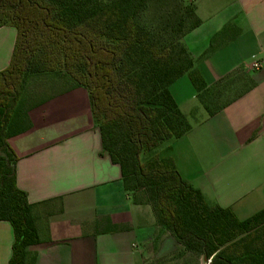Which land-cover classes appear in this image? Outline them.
Here are the masks:
<instances>
[{
	"label": "crops",
	"instance_id": "1",
	"mask_svg": "<svg viewBox=\"0 0 264 264\" xmlns=\"http://www.w3.org/2000/svg\"><path fill=\"white\" fill-rule=\"evenodd\" d=\"M193 3L202 22L183 42L205 86L198 91L187 73L170 89L186 118L184 107L197 109L202 121L176 138L181 151L174 158L182 174L192 157L209 165L213 154L203 173L221 189L217 205L232 207L241 219L264 207V0ZM16 38L14 26L0 27V72L11 62ZM205 92L210 97L202 99ZM27 114L30 126L9 140L40 239L28 247L27 264H206L207 256L185 250L158 224L144 196L138 201L126 189L121 166L103 148L85 87L43 99ZM14 240L12 224L0 220V264H10Z\"/></svg>",
	"mask_w": 264,
	"mask_h": 264
},
{
	"label": "trees",
	"instance_id": "2",
	"mask_svg": "<svg viewBox=\"0 0 264 264\" xmlns=\"http://www.w3.org/2000/svg\"><path fill=\"white\" fill-rule=\"evenodd\" d=\"M149 1L0 0V27L17 29L11 62L0 72V220L14 228L10 264H27L28 247L40 240L9 142L30 126L26 113L24 127L9 130L36 67L63 71L73 83L63 92L89 91L103 148L121 166L126 189L138 201L145 197L158 224L185 250L212 258L211 264H264V208L240 219L232 207L210 206L173 156L142 161L144 153L191 128L172 83L188 73L198 91L205 86L183 42L202 22L194 3L180 25L154 32L141 21Z\"/></svg>",
	"mask_w": 264,
	"mask_h": 264
},
{
	"label": "rangeland",
	"instance_id": "3",
	"mask_svg": "<svg viewBox=\"0 0 264 264\" xmlns=\"http://www.w3.org/2000/svg\"><path fill=\"white\" fill-rule=\"evenodd\" d=\"M105 2H108L109 0H103ZM187 3V5H185ZM193 0H150L148 4V8L141 16V21L149 27L152 31L157 32L160 29H163L167 26V23L170 25H180L182 23L183 18L186 16V8L190 7L192 8ZM192 19V17H190ZM169 30L171 31L172 28L169 27ZM175 32V31H174ZM176 32L172 34V36H175ZM177 35V34H176ZM73 83L71 82L70 78L63 72V71H56V72H47L41 70L39 67L35 68V71H30L26 77V82L24 86V91L21 99V105L19 106L18 110V117L13 123H11L9 126L10 132L19 130L24 127L26 123V113L32 105L39 103L43 99H46L48 97L54 96L56 94H59L66 89H68ZM178 93H181L180 95L182 97L187 96V92L184 91L181 87L179 88ZM206 96H209L207 92L202 93V99H205ZM210 97V96H209ZM209 98L206 99V101ZM200 100V99H199ZM197 99V106H199L202 111L206 112L204 106L201 104V101ZM203 102V101H202ZM210 102V101H209ZM212 104V102H211ZM183 111H189L188 112V122L194 126L197 125L199 122L202 121V115L197 109H186L184 107ZM184 114V113H183ZM207 115V114H205ZM176 138L170 139L166 142H164L162 145L154 149L153 151L144 153L142 155V161H146L150 157H152L155 154H160L164 156H173L175 154H178L181 151V148L178 147L176 144ZM194 142V141H193ZM199 152V149L197 150ZM200 152L202 153V150L200 149ZM213 152V150H212ZM214 155L212 154V158H210L209 165L208 163L205 164L200 158L199 160L197 157L193 158V163L187 165H182V176L186 179V177L190 178L191 180H187L190 184H192L196 188H204L207 192V198L205 199L206 202L210 206L217 205L216 201L218 199V192L219 189L213 183H211L210 178L203 172H207V168L212 167L214 163ZM216 172L211 170L212 176L215 175ZM242 175L247 177H251V171L250 169H247L245 173H241ZM243 176V177H244ZM213 178V177H212ZM234 178H232L231 185H234ZM248 183V182H247ZM201 190V189H200ZM251 196L243 197L241 200L242 202H246L247 199H249ZM261 207V206H260ZM262 208H253L251 210L252 212H249L247 214L241 213L242 217L248 218L251 215L255 214ZM241 218V219H245Z\"/></svg>",
	"mask_w": 264,
	"mask_h": 264
},
{
	"label": "built area",
	"instance_id": "4",
	"mask_svg": "<svg viewBox=\"0 0 264 264\" xmlns=\"http://www.w3.org/2000/svg\"><path fill=\"white\" fill-rule=\"evenodd\" d=\"M260 63L259 62H255L254 64H253V68H255V69H259L260 68ZM212 263V258H207V260H206V264H211Z\"/></svg>",
	"mask_w": 264,
	"mask_h": 264
}]
</instances>
